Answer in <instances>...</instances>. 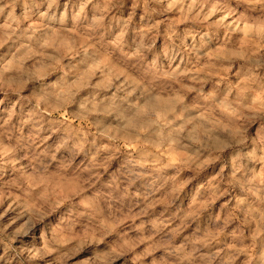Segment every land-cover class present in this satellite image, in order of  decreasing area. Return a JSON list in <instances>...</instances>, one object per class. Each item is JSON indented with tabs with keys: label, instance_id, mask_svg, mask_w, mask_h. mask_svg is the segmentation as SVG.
<instances>
[{
	"label": "rangeland",
	"instance_id": "1",
	"mask_svg": "<svg viewBox=\"0 0 264 264\" xmlns=\"http://www.w3.org/2000/svg\"><path fill=\"white\" fill-rule=\"evenodd\" d=\"M0 264H264V0H0Z\"/></svg>",
	"mask_w": 264,
	"mask_h": 264
}]
</instances>
